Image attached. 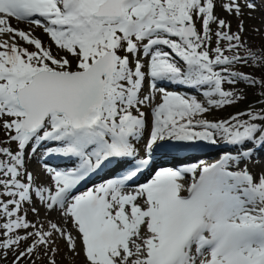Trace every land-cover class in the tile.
I'll use <instances>...</instances> for the list:
<instances>
[{"label": "snow or ice", "instance_id": "snow-or-ice-1", "mask_svg": "<svg viewBox=\"0 0 264 264\" xmlns=\"http://www.w3.org/2000/svg\"><path fill=\"white\" fill-rule=\"evenodd\" d=\"M220 6L237 31L216 0H0V259L56 264L62 239L83 264H264V169L248 167L264 147V73L237 70H264L242 37L257 4ZM240 83L261 106L207 119L246 99ZM221 144L214 163L156 167ZM42 146L69 161L44 163L46 182L28 167Z\"/></svg>", "mask_w": 264, "mask_h": 264}, {"label": "rangeland", "instance_id": "rangeland-1", "mask_svg": "<svg viewBox=\"0 0 264 264\" xmlns=\"http://www.w3.org/2000/svg\"><path fill=\"white\" fill-rule=\"evenodd\" d=\"M225 2L227 1L226 0H216V3H217L216 9L218 10V13L220 14L221 19H225L231 23L232 31L235 32L237 31V25L239 23V19L235 15H229L226 11L222 9L220 5ZM242 19H243L244 27L246 29V31H244L242 34V36H244L243 42L246 45L250 46L252 50L254 51H264V13L256 9V11L252 12L251 15H249V10L245 9V15L243 16ZM11 24L13 27H18L20 29L29 30V26L26 24H23V23H20V24L11 23ZM211 27H212L213 32H215L216 25H212ZM254 29H258L259 31L257 32ZM35 33L36 35H39V36L43 35L41 31H36ZM25 46L30 48V46H27V45ZM213 47H215V38H213ZM53 53L54 54L56 53V49H53ZM241 54L243 55V52H241ZM61 55H63V53H61ZM197 99L203 101V97L201 96H197ZM245 108H241L237 112L244 111L247 109ZM223 117L224 116L219 117V118H214V116H212L211 114H208L206 118L211 121H216L218 119H223ZM259 166L260 168L264 169V161L261 162ZM29 213H30V218L32 219V221L36 220V216L33 215L31 212ZM42 213L43 212H40V216L42 215ZM52 215L54 219L58 217V214L56 213H53ZM57 242H61V239L58 240ZM65 255L66 257H64ZM55 259H56V264H81L83 263V258L81 256H77L73 258V254L69 251L68 247L64 245L61 247V250L58 249ZM12 260H13V256L11 252H9L8 257L5 261L10 262L11 264ZM21 264H28V261L27 260L21 261ZM37 264H47V258H45L42 261H37Z\"/></svg>", "mask_w": 264, "mask_h": 264}, {"label": "trees", "instance_id": "trees-1", "mask_svg": "<svg viewBox=\"0 0 264 264\" xmlns=\"http://www.w3.org/2000/svg\"><path fill=\"white\" fill-rule=\"evenodd\" d=\"M256 69V71H257V73H258V75H259V77L262 75V73H264V70H262V69H258V68H255ZM251 99H254V100H260L261 99V97L259 96V94L257 93V92H255L254 90H251V98H249V99H247L246 100V103L249 101V100H251ZM241 106V105H240ZM236 108L235 107H233V108H231V110H235ZM230 110V111H231ZM229 111V112H230ZM2 136H1V133H0V138H1Z\"/></svg>", "mask_w": 264, "mask_h": 264}, {"label": "bare ground", "instance_id": "bare-ground-1", "mask_svg": "<svg viewBox=\"0 0 264 264\" xmlns=\"http://www.w3.org/2000/svg\"><path fill=\"white\" fill-rule=\"evenodd\" d=\"M260 170H262V168H260ZM260 170L257 168V169H255L254 173H258V172H260Z\"/></svg>", "mask_w": 264, "mask_h": 264}]
</instances>
